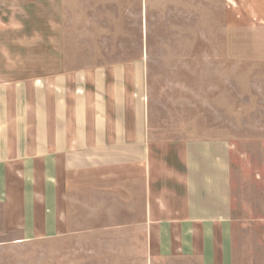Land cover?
<instances>
[{"label": "crops", "instance_id": "crops-1", "mask_svg": "<svg viewBox=\"0 0 264 264\" xmlns=\"http://www.w3.org/2000/svg\"><path fill=\"white\" fill-rule=\"evenodd\" d=\"M60 6L0 0V237L59 239L91 192L125 209L148 258L232 264L230 144L155 140L146 61L72 62Z\"/></svg>", "mask_w": 264, "mask_h": 264}, {"label": "rangeland", "instance_id": "rangeland-1", "mask_svg": "<svg viewBox=\"0 0 264 264\" xmlns=\"http://www.w3.org/2000/svg\"><path fill=\"white\" fill-rule=\"evenodd\" d=\"M60 1L72 62L146 61L155 140L230 144L232 264H264V60L253 52L264 47V0ZM229 32L241 54L228 53ZM96 196L70 200L59 239L0 237V264H201L148 258L144 232L120 228L125 209Z\"/></svg>", "mask_w": 264, "mask_h": 264}]
</instances>
